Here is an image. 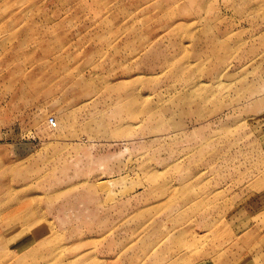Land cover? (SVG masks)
Masks as SVG:
<instances>
[{
  "label": "rangeland",
  "instance_id": "rangeland-1",
  "mask_svg": "<svg viewBox=\"0 0 264 264\" xmlns=\"http://www.w3.org/2000/svg\"><path fill=\"white\" fill-rule=\"evenodd\" d=\"M250 256L264 0H0V264Z\"/></svg>",
  "mask_w": 264,
  "mask_h": 264
},
{
  "label": "crops",
  "instance_id": "crops-1",
  "mask_svg": "<svg viewBox=\"0 0 264 264\" xmlns=\"http://www.w3.org/2000/svg\"><path fill=\"white\" fill-rule=\"evenodd\" d=\"M259 261H262L259 264H264V257L250 256L249 259L246 260L241 258L237 264H257Z\"/></svg>",
  "mask_w": 264,
  "mask_h": 264
},
{
  "label": "bare ground",
  "instance_id": "bare-ground-1",
  "mask_svg": "<svg viewBox=\"0 0 264 264\" xmlns=\"http://www.w3.org/2000/svg\"><path fill=\"white\" fill-rule=\"evenodd\" d=\"M49 123L50 125H53L54 124L53 119H50Z\"/></svg>",
  "mask_w": 264,
  "mask_h": 264
}]
</instances>
